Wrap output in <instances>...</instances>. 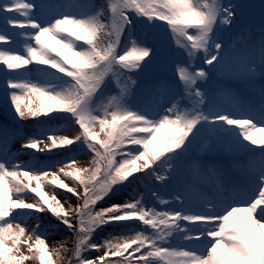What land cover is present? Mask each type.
Masks as SVG:
<instances>
[{"label": "snow or ice", "instance_id": "snow-or-ice-1", "mask_svg": "<svg viewBox=\"0 0 264 264\" xmlns=\"http://www.w3.org/2000/svg\"><path fill=\"white\" fill-rule=\"evenodd\" d=\"M0 43V264H264V0H0Z\"/></svg>", "mask_w": 264, "mask_h": 264}, {"label": "rangeland", "instance_id": "rangeland-1", "mask_svg": "<svg viewBox=\"0 0 264 264\" xmlns=\"http://www.w3.org/2000/svg\"><path fill=\"white\" fill-rule=\"evenodd\" d=\"M8 46L9 45H5V44L0 43V47H8ZM12 47L19 48V45H12ZM4 71H5L4 67L2 65H0V93H2V90L4 87V78H3ZM5 115L6 114L3 110V106H2V104H0V122H3L5 120ZM63 126H64L63 121L53 123V127H63ZM36 127L37 126L32 124V123H27V124L22 125V130L24 132L30 134ZM66 133L67 132L58 133V135H60V134L65 135ZM68 133H69V136H71L73 134L71 131H68ZM70 147H74V146H70ZM81 151L82 150H79V149H77L76 151H69L67 147H65V148H54L51 151L46 150V153L36 152L35 150H27L21 154V159H23L24 162L33 161V157L29 155V152H35V160L39 161L42 164L54 165L56 168H58L61 166L58 163L59 161H64L65 163H67L68 162L67 158L71 157V156H76L78 158V160H80V161L87 159V157L81 155ZM57 191L59 192V191H63V190L57 189ZM60 199L63 202L64 197L61 196ZM37 215L41 216V217L43 216V214H37ZM49 215H45V217H42V218L46 219L48 223L42 222V221H40V222L42 224V227L44 229H46L47 242H48L49 248L51 249L53 246H55L56 241L66 239L68 237L66 234H63L62 232H56L53 230V227H51L50 225H55L58 222L53 221V218L50 219ZM35 223H36V221H34V220L29 221L30 227H34ZM108 231H112V230L109 229ZM68 246L71 247V243H69ZM93 255H95V253H93ZM26 264H33V262L28 261V262H26ZM65 264H66V262H65Z\"/></svg>", "mask_w": 264, "mask_h": 264}, {"label": "trees", "instance_id": "trees-1", "mask_svg": "<svg viewBox=\"0 0 264 264\" xmlns=\"http://www.w3.org/2000/svg\"><path fill=\"white\" fill-rule=\"evenodd\" d=\"M42 217H45V215L43 214ZM41 221H42V222H46V223H48L47 220L44 219V218H42ZM56 222H58V221H56ZM53 230L56 231V232H62V230H60V229H56V228H54V227H53Z\"/></svg>", "mask_w": 264, "mask_h": 264}, {"label": "bare ground", "instance_id": "bare-ground-1", "mask_svg": "<svg viewBox=\"0 0 264 264\" xmlns=\"http://www.w3.org/2000/svg\"><path fill=\"white\" fill-rule=\"evenodd\" d=\"M65 135H69V133L67 132ZM258 138H264V134H259ZM41 147H43V145H41ZM40 153H46V151L45 152H40ZM21 160H23V159H21Z\"/></svg>", "mask_w": 264, "mask_h": 264}]
</instances>
